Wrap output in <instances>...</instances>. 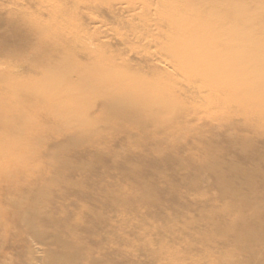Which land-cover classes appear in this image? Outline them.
Here are the masks:
<instances>
[{"label": "bare ground", "instance_id": "1", "mask_svg": "<svg viewBox=\"0 0 264 264\" xmlns=\"http://www.w3.org/2000/svg\"><path fill=\"white\" fill-rule=\"evenodd\" d=\"M86 1L93 4L97 0ZM74 4L64 9H74ZM101 4L98 11L125 30L123 34L116 33L118 39L130 36L155 49L147 53L146 60L137 59L141 68L132 70L122 61L119 64L111 60L103 62L104 55L99 53H92L91 65L80 68L77 65L81 63L73 53L89 40L84 32L70 35L66 47L59 53L54 50L43 52L35 46L25 48L23 42L17 40L19 20L14 16L16 10L9 7L4 11L8 17L0 16L8 27L7 32H0V146L22 138L12 129L14 126L20 124L25 128L36 122L33 116L24 112V104H29L35 111L47 110L53 117H73L81 125L94 118L107 125L128 126L122 134L130 140L134 135L132 128L140 125L141 133H144L148 130L142 123L152 121L166 127L168 137L174 138L178 133V119L192 115L191 120L183 121L189 130L197 110L188 99H199L201 110L210 113L221 128L237 121L241 115L246 116L245 129L248 125L264 124V0H101ZM90 20L93 24L99 23L95 17ZM44 37L49 39L50 36L44 34ZM82 71L93 74L96 82H83ZM54 77H57V84L53 83ZM58 91L74 96L78 102L75 112L66 109L63 101L58 109L51 107ZM20 97H24V101H20ZM85 98L93 107L91 118L76 114L81 107L79 102ZM166 115L169 117L164 119ZM156 131L152 130L154 135L158 133ZM3 169L0 164V218L3 219L0 221V264L8 259L11 264H24L30 258L33 262L34 255L28 251L31 245L26 238L36 245L46 246L40 263L36 260L38 264H113V253L120 249L111 246L114 227L108 215V200L95 191V187H104L101 179L86 177L85 183L91 185L89 189L79 185L71 193L67 187L59 195L61 199L75 198L73 202L68 200L67 205L73 207L68 216L75 215L77 219L85 216L89 220L90 226L81 222L86 235L75 231L77 221L72 225L56 221L62 230L54 234L47 228L54 227L49 223L55 225L47 214L59 215L64 206L44 207L42 212L37 211L41 213L37 215L42 226L30 224L31 216L36 217L33 202L39 199L36 197L38 192L35 193L39 183L25 178L22 167L11 172ZM249 173H240L239 181L256 194L250 205H257L260 210L249 214L248 221L234 232L239 239L252 240V246L242 251H229L225 256L235 264H264V254L253 245L255 241L264 251V223L260 221L264 217V189H259L264 175L260 176L261 181H256ZM22 198L30 199L31 205L24 208L19 217L14 208L23 203L25 199ZM78 198L86 199L88 203L98 201L102 205L95 208L90 203L92 208L75 204ZM243 204L249 206L248 202ZM46 223L49 224L47 227ZM19 226L26 227L27 233L18 232ZM11 249L13 253L24 250L25 255H13L12 259ZM219 251H214V263L220 259ZM204 259L206 257L200 255L189 264Z\"/></svg>", "mask_w": 264, "mask_h": 264}, {"label": "rangeland", "instance_id": "2", "mask_svg": "<svg viewBox=\"0 0 264 264\" xmlns=\"http://www.w3.org/2000/svg\"><path fill=\"white\" fill-rule=\"evenodd\" d=\"M73 3L74 9H64ZM100 4L101 0L93 4L86 0H0V16L8 17L4 11L9 7L16 10L17 40L22 41L25 48L35 46L43 52L59 53L66 47L70 35L84 32L89 40L72 52L81 63L77 65L80 68L91 65L92 53L103 54V62L111 60L119 64L122 61L132 70L139 68L137 59L146 60L147 53L155 49L130 36L118 39L116 33L123 34L125 30L98 11ZM90 17H95L99 23L93 24ZM7 31L5 21L0 20V32ZM44 34L50 36L49 39ZM81 73L83 82H96L93 74ZM75 79L72 76V80ZM57 82L54 77L53 83ZM20 98L24 101V97ZM56 98L50 104L53 109H58L63 101L66 109L77 110L78 102L71 94L58 91ZM188 101L197 110L189 130L183 121L191 120L192 115L178 119V133L174 138L168 137L166 127L152 121L142 123L148 130L144 133L140 125L132 128L131 140L123 136L128 126L122 124L107 125L92 118L81 125L73 117H53L47 110L35 111L29 104L22 105L24 112L36 122L29 127L17 124L12 128L22 138L0 146V164L5 172L22 167L25 178L39 183L35 189L39 199L33 202L36 217L31 216L30 224L42 226L37 215L41 213L37 211L62 204L63 212L59 215L47 214L55 225L46 223L45 227L54 226V229L47 228L55 234L62 230L56 221L69 225L77 221L75 231L85 236L86 228L81 222L90 226L89 220L85 216H78V219L75 215L68 216V212L73 211V207L67 205L68 200L73 202L75 198L61 199L59 195L67 187L71 193L79 185L89 189L91 185L85 183V179L92 177V180H102L104 187H95V191L98 196H105L102 199L106 198L110 207L108 215L114 227L111 246L120 249L113 253V264H189L200 255L206 259L194 264H228L231 260L225 255L229 251H242L252 246V240L239 239L234 232L248 221L249 214L260 210L257 205H250L256 194L243 185L239 177L242 172H250L256 181H261L260 176L264 175V124H247L249 127L245 129L246 116L241 115L237 121L221 128L210 113L201 110L199 99ZM79 103L81 107L76 114L91 118L93 107L88 98ZM154 129H157L156 135L152 132ZM259 185V189H264V182ZM24 199L14 208L19 217L24 208L31 205L30 199ZM85 201L78 198L75 204L93 208L90 204L93 202ZM245 202L250 207L244 206ZM93 204L95 208L102 205L98 201ZM260 221L264 223V217ZM16 230L27 233L26 227L19 226ZM26 242L31 245L28 251L33 252L35 263L30 258L24 264L40 263L46 246L36 245L30 238H26ZM253 245L264 254L255 241ZM216 249L221 254L219 261L214 263ZM9 252L12 259L13 255H25L20 249ZM5 261L11 264L9 259ZM230 263L235 264V261Z\"/></svg>", "mask_w": 264, "mask_h": 264}]
</instances>
